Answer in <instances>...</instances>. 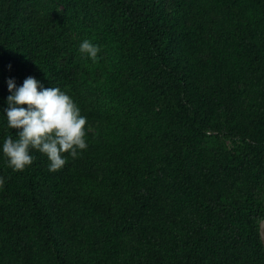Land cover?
I'll use <instances>...</instances> for the list:
<instances>
[{"label":"trees","instance_id":"1","mask_svg":"<svg viewBox=\"0 0 264 264\" xmlns=\"http://www.w3.org/2000/svg\"><path fill=\"white\" fill-rule=\"evenodd\" d=\"M29 76L88 148L0 155V264H264V0H0V108Z\"/></svg>","mask_w":264,"mask_h":264},{"label":"clouds","instance_id":"2","mask_svg":"<svg viewBox=\"0 0 264 264\" xmlns=\"http://www.w3.org/2000/svg\"><path fill=\"white\" fill-rule=\"evenodd\" d=\"M78 51L82 57L96 62L101 47L85 39ZM6 85L9 94L0 113L6 122L5 129L17 131L15 135L8 131L0 143V155L14 172H22L33 164V151L47 158L49 172H57L66 165L69 156L75 159L88 148L87 117L65 91L45 87L32 76L19 86L9 78ZM5 182V177L0 176V190ZM257 222L261 224L264 218H258Z\"/></svg>","mask_w":264,"mask_h":264},{"label":"water","instance_id":"3","mask_svg":"<svg viewBox=\"0 0 264 264\" xmlns=\"http://www.w3.org/2000/svg\"><path fill=\"white\" fill-rule=\"evenodd\" d=\"M259 232H260V238L264 247V222H261V224H259Z\"/></svg>","mask_w":264,"mask_h":264}]
</instances>
